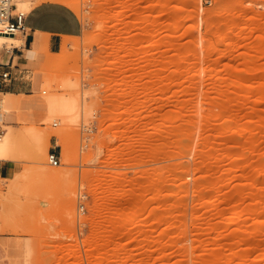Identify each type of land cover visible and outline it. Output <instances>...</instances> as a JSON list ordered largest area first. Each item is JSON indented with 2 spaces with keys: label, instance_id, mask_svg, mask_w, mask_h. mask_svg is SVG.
<instances>
[{
  "label": "rangeland",
  "instance_id": "obj_1",
  "mask_svg": "<svg viewBox=\"0 0 264 264\" xmlns=\"http://www.w3.org/2000/svg\"><path fill=\"white\" fill-rule=\"evenodd\" d=\"M60 1L83 31L28 94L76 112H20L1 178L23 264H264V0Z\"/></svg>",
  "mask_w": 264,
  "mask_h": 264
},
{
  "label": "crops",
  "instance_id": "obj_2",
  "mask_svg": "<svg viewBox=\"0 0 264 264\" xmlns=\"http://www.w3.org/2000/svg\"><path fill=\"white\" fill-rule=\"evenodd\" d=\"M29 6L19 43L5 42L0 46V90L4 92L39 91L43 83L40 65L50 54L60 52L69 38L83 31L79 13L67 3L33 0ZM5 71L7 77L2 75ZM7 160L0 157V189L1 178L8 174ZM22 244L17 234L0 231V264H23Z\"/></svg>",
  "mask_w": 264,
  "mask_h": 264
},
{
  "label": "bare ground",
  "instance_id": "obj_3",
  "mask_svg": "<svg viewBox=\"0 0 264 264\" xmlns=\"http://www.w3.org/2000/svg\"><path fill=\"white\" fill-rule=\"evenodd\" d=\"M14 1L17 5V8H20L19 6H21L26 10V12H28V10L30 8L29 5L32 4L33 0L31 1V3L29 2V0L28 1L27 0H14ZM18 32L19 31H14V32H8V31L2 32V31H0V46L5 44V42H7V40L9 38L11 39L14 36H15L14 38H16L18 36V35L16 36V34ZM11 43H13V42H11ZM44 91H46V90H44ZM44 95L40 96V97H34V96L31 97V96H29L28 93L17 94V93H13V92H4V91L0 90V117L3 114V116L6 118V123L4 124L3 131L0 135V157L9 158L14 154V152L17 151L16 150V148H17L16 142L19 138V132H21V131H20V129H18L14 125V123L16 121L24 119L22 117L23 112L27 113L26 114L27 116L26 115H23V116H26L28 118H31L32 115L37 114L36 116H39L42 119L46 118V120H48L47 118H49V116H51V115H55V113H59V115H61L60 112H58V111L62 112V114H63L62 117L66 113L68 114V112L66 110L74 111L76 106H77V103H78L77 100H75V99H77L75 96H67V95L54 94V93H50V94H47L45 96ZM65 111H66V113H65ZM20 112H22L21 116H20L21 118L19 117ZM74 112H76V111H74ZM28 114H30L31 117ZM70 114H72V112ZM68 116H70V115H68ZM60 118H61V116H60ZM64 118L66 119V117H64ZM65 119H63V120H65ZM59 128L60 127H58L57 129L59 130ZM54 130H56V129H54ZM60 133H57L58 134L57 142L63 146L64 150H68V147L70 146L68 141H67L68 139L66 140V138L64 136L65 134L63 135Z\"/></svg>",
  "mask_w": 264,
  "mask_h": 264
},
{
  "label": "built area",
  "instance_id": "obj_4",
  "mask_svg": "<svg viewBox=\"0 0 264 264\" xmlns=\"http://www.w3.org/2000/svg\"><path fill=\"white\" fill-rule=\"evenodd\" d=\"M27 12L23 9H18L14 0H0V31L2 32H14L23 31L25 29V18ZM3 77L8 76V72L2 73ZM2 129H0V135ZM49 161L53 165H57L60 162V156L56 151H50Z\"/></svg>",
  "mask_w": 264,
  "mask_h": 264
}]
</instances>
